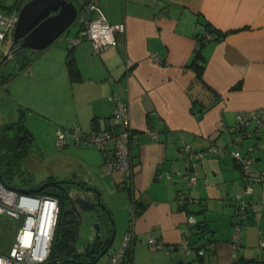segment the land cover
<instances>
[{
    "label": "crops",
    "instance_id": "obj_1",
    "mask_svg": "<svg viewBox=\"0 0 264 264\" xmlns=\"http://www.w3.org/2000/svg\"><path fill=\"white\" fill-rule=\"evenodd\" d=\"M96 4L108 22L124 24L117 45L99 54L85 39L70 47L78 27L68 29L32 63L19 62L10 53L0 63V68L6 65L0 89L8 94L0 97L5 102L0 105V127L27 122L18 111L28 105L19 97L27 93L29 83L23 84L22 75L5 77L6 71L12 67L18 73L26 71L32 83L57 75L58 86L45 94L58 92L64 107L49 112L41 108L37 115L38 121L46 122L51 146L47 155L53 163L48 165L49 157L42 151L28 152L26 163L41 164L53 179L52 175H67L62 180L80 182L94 191L104 187L119 226L127 222L111 247L118 248L124 234L131 233L125 264H264V127L259 135L243 139L237 149L251 157L252 168L262 179L252 183V193L245 196L251 203L236 245L232 199L242 192L243 178L231 155L236 147L229 144L231 136L224 130L236 122L239 112L264 108V0H96ZM204 22L224 35L201 47L205 59L201 83L188 63L204 33ZM7 34L0 40V60L12 41L6 40ZM69 57L76 70L73 76L67 68ZM112 95L126 103L134 133L133 174L127 187L115 174L100 178L106 174L102 154L94 146L68 145L52 152L57 127L75 122L81 131H101L116 125ZM182 143L204 153L191 168L178 154ZM211 145L217 147L214 154L208 151ZM182 195L192 200L182 204L178 199ZM189 215L196 225L188 224ZM150 236L160 239L162 247L149 245ZM184 238L188 249L181 245ZM169 245L174 248L168 249ZM94 264H106L105 256Z\"/></svg>",
    "mask_w": 264,
    "mask_h": 264
},
{
    "label": "built area",
    "instance_id": "obj_2",
    "mask_svg": "<svg viewBox=\"0 0 264 264\" xmlns=\"http://www.w3.org/2000/svg\"><path fill=\"white\" fill-rule=\"evenodd\" d=\"M77 9L75 23L79 24L78 35L70 41V47L85 39L90 41L92 52L99 54L109 46H116L118 37L124 32L123 23H110L99 10L96 0H72ZM18 19V9L10 13H0V40L12 31ZM206 37L210 38L207 33ZM115 104V116L118 118L116 125H111L105 130L81 132L75 122L56 130L55 144L61 149L70 144L76 146H94L103 158L102 169L104 174L119 176L127 187V182L133 174L131 160V140L134 135L128 123V107L117 95L111 96ZM264 127V108L252 110L249 114L239 112L236 122L225 127V131L231 136L230 145L236 150L231 152L232 157L239 163L242 171L243 190L236 194L232 201L234 212L232 215V243L238 242V236L242 231V221L246 216L247 205L251 203L246 195L252 193V183L262 179L258 171L252 168V159L248 155H241L237 150L245 138L259 135ZM153 137L156 131H149ZM208 151L217 152V147L211 145ZM178 154L186 159L188 167H193L203 157L204 153L194 149L188 143H182L178 148ZM193 175H196L194 173ZM167 177H171L167 174ZM192 181L196 180L193 176ZM184 204L189 197L183 195L178 198ZM133 205L131 210L133 213ZM59 211L58 199L53 196L39 195L8 187L0 178V219L4 216L8 222H12L13 234L6 253H0V264H40L46 262L50 252L51 241ZM133 217V214H132ZM21 218L22 223L16 227L13 220ZM187 222L190 226L197 224L195 217L189 215ZM131 233L127 231L118 248L110 247L105 253L106 264H124L126 250L130 247ZM147 243L160 248L163 242L154 236L147 239ZM264 244V240L261 241ZM181 245L188 249L189 242L182 239ZM207 244L206 246H209ZM167 248V247H166ZM169 245L168 249H173ZM205 246L198 249V254L204 252Z\"/></svg>",
    "mask_w": 264,
    "mask_h": 264
},
{
    "label": "rangeland",
    "instance_id": "obj_3",
    "mask_svg": "<svg viewBox=\"0 0 264 264\" xmlns=\"http://www.w3.org/2000/svg\"><path fill=\"white\" fill-rule=\"evenodd\" d=\"M8 2H12V0H7ZM27 0H20L18 2L14 1L11 9H18L19 10V6H22ZM18 6L16 8H14L15 6ZM79 27L78 23H74L69 29H77ZM73 31V30H72ZM12 34L13 31H9V33L7 34L6 40L7 41H11L10 39L12 38ZM5 43H8V42ZM44 50H36L34 52H31L29 49H23L20 53H15V56L17 57L16 59H18V61L22 62L24 59L23 57H27L28 59V63H32L31 61L34 59ZM24 62V61H23ZM6 68V65L4 64L2 66V68H0V76H1V71L4 70ZM28 70H30V65L28 67ZM9 71L11 72V74L9 73ZM18 68H10L8 71H6V74L4 75L5 77H11V79H14L16 76L22 75V79L23 80V84L26 85V82L28 84L27 87V93H25V95L21 94L19 97V100L22 102V104H28L26 107L21 108L18 112L19 114L24 113L23 115L25 116V120L27 121L25 124L27 126H30V130L33 134V144L30 148V153H37V152H43V155L46 154V157H49L50 155H47L50 153V145L48 143V138H47V126H46V122L45 120H41L44 118H40L38 121V116L39 114H41V108L42 110H46V111H56L57 108H63L64 107V101L63 98L60 94H58V92H50L49 95H46L45 93L47 91H51V89H53V87L58 86V81L60 82V77H58L57 75L53 76V78L55 79H49L48 77L46 79L41 78L40 81H34L32 82H28V74L26 73V71L24 72H19L18 75ZM7 77V78H8ZM28 80V81H27ZM24 85V86H25ZM32 87V90L30 89ZM29 90H31V92H29ZM30 95H29V93ZM32 93V94H31ZM27 94V96H26ZM0 97H7L8 98V94L5 91H2L0 89ZM1 99V98H0ZM5 102L3 103V101L0 100V105L4 106ZM32 125V127H31ZM36 128V130L34 129V127ZM68 126V125H67ZM66 127V126H65ZM59 128H63V127H59ZM58 129V127H57ZM67 129V127L65 128V130ZM81 131V130H80ZM81 132H90V131H81ZM39 143V144H38ZM40 146V147H39ZM70 146L76 147V145L74 144H70ZM82 146V145H81ZM57 147L56 145L53 148L52 152H56ZM74 159H76V157H73ZM79 157H77L78 160ZM53 159L54 158H47V160H49L48 165L50 166L51 163H53ZM43 166L45 167V161L43 162ZM23 167L24 169H27V172L29 175H24V177L22 176V179L20 176H17L18 174L15 173L13 174L12 177H9L7 174L2 172V177L4 179V183L6 186L8 187H13V188H19V189H28V190H32L35 189V187H37L39 184H41L42 180H44L45 178H47V176L49 175H45V171L44 168H42L41 164H36V163H26V159L23 163ZM54 176L56 179L62 180L63 178H65V176L67 175H52ZM111 176V175H108ZM107 175H100V178L103 179H108ZM105 179V180H106ZM89 182V181H87ZM100 189L97 188L96 191H98L99 197H100V204L97 205L95 210L92 211H88L85 213V218L82 220L81 225H80V230L78 233V237H77V243L78 245H80L83 241H85L86 237H89V235H91L93 233V229L91 227V224L93 222H103L107 219L108 215L110 214L111 217L113 218L114 222L117 225V230L114 236V240L112 242V247L115 246L120 238V236L123 234L124 232V227L127 224V222L125 223V225H123L122 227H120V222L116 221V214L115 212H113L111 210V208L108 206V203L106 201V197H105V193H104V187H99ZM116 189V188H115ZM89 197L91 200H93L94 202L97 201V197L95 192H90ZM6 218L4 216L1 217L0 219V235L3 234V231H7L9 236L12 235V231L10 230L11 226H10V222H8V220H5ZM122 220V217L120 216V221ZM14 224L16 227H19L20 224L22 223V219L21 218H15L13 220ZM10 228H7L9 227ZM8 247V246H7ZM7 247L1 243L0 240V253L4 254L6 253ZM40 264H45V262H42ZM76 264H82V263H76Z\"/></svg>",
    "mask_w": 264,
    "mask_h": 264
},
{
    "label": "water",
    "instance_id": "obj_4",
    "mask_svg": "<svg viewBox=\"0 0 264 264\" xmlns=\"http://www.w3.org/2000/svg\"><path fill=\"white\" fill-rule=\"evenodd\" d=\"M77 9L72 0H27L20 8L18 19L13 29L12 41L8 51L2 56L0 63L3 62L10 53H20L23 49L31 52L47 49L54 41L62 36L75 23ZM23 61H28L23 57ZM60 184L71 183L77 187L64 188L67 203L70 208L79 216L82 221L85 213L95 210L100 204L98 191L91 187H86L80 182L70 180H58ZM45 183L40 184L34 191L44 187ZM18 190L24 191V189ZM94 191L97 201L90 199L89 194ZM93 233L90 238L81 244L80 251L72 254V257L81 256L82 253H92L103 241L107 240L106 246L94 258L93 261H76L70 258L55 259L47 261L45 264L62 263H82L93 264L103 257L111 247L116 227L115 222L109 214L105 221L93 222L91 224Z\"/></svg>",
    "mask_w": 264,
    "mask_h": 264
},
{
    "label": "trees",
    "instance_id": "obj_5",
    "mask_svg": "<svg viewBox=\"0 0 264 264\" xmlns=\"http://www.w3.org/2000/svg\"><path fill=\"white\" fill-rule=\"evenodd\" d=\"M12 5V2L0 0V11L8 12L10 11ZM204 27V33L198 36L192 59L188 63V66L196 73V80L201 83H203L202 72L205 62L204 56L201 52V47L205 42L219 39L222 37V35H224V33H219L218 30L210 26L207 22H204ZM207 33L210 34V38L206 37ZM70 58L71 57H69L67 62V68L70 76H73L75 75L76 70L74 67V62ZM23 63L27 64L28 61ZM32 144L33 135L22 121L5 124L0 127V178L3 182L4 179L2 177V172L7 174L9 177H12L13 174L17 173V176H20L21 179L22 176L24 177V175H29L25 171L23 163L26 156L28 155V152L30 151ZM57 181L58 180L53 179V177L47 176V178L41 182V184L45 183L44 187L41 189L37 191H34V189H24V192L53 196L58 199L59 211L47 261H53L55 259L61 258H70L72 257L73 253L77 252L79 247L77 243V237L82 221L67 203V197L64 193V188H66V186L64 184L58 183ZM37 187H35V189ZM10 226L7 228H10L13 234L14 228L12 226V222H10ZM198 227L201 228V225H198ZM11 237L12 235L9 236L7 231H3V234L0 235L1 243L6 247L9 246ZM128 252L129 250L127 249L125 256L128 255ZM84 259L86 260V258ZM125 261L126 260H124V264Z\"/></svg>",
    "mask_w": 264,
    "mask_h": 264
},
{
    "label": "flooded vegetation",
    "instance_id": "obj_6",
    "mask_svg": "<svg viewBox=\"0 0 264 264\" xmlns=\"http://www.w3.org/2000/svg\"><path fill=\"white\" fill-rule=\"evenodd\" d=\"M14 1H17V0H12V3H14ZM20 0H18V2H19ZM16 7H18L17 5L14 7V8H16ZM20 8H21V6H19V10H20ZM13 9H11L10 11H8V12H3V11H0V13H10L11 11H12ZM19 10H18V13H19ZM70 206V205H69ZM92 235V234H91ZM91 235H89V237H86V239H85V241L86 240H88L89 238H90V236ZM84 242V241H83ZM82 242V243H83ZM81 243V244H82ZM81 244L79 245V247H78V250L77 251H80V249H81ZM106 244H107V240H105V241H103V243H101L100 245H99V247L98 248H95L94 249V251L92 252V253H82L81 254V256H78V257H70V259H74V260H76V261H92V260H94V258L102 251V249L106 246ZM84 258H86V260L84 259ZM62 264H76V263H62Z\"/></svg>",
    "mask_w": 264,
    "mask_h": 264
}]
</instances>
